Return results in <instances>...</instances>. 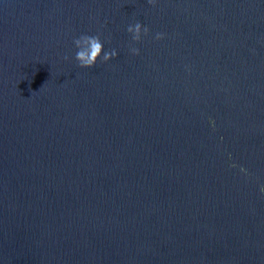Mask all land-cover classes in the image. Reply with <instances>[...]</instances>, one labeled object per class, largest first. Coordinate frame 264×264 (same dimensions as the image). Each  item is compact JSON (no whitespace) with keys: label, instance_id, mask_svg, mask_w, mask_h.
<instances>
[{"label":"water","instance_id":"1","mask_svg":"<svg viewBox=\"0 0 264 264\" xmlns=\"http://www.w3.org/2000/svg\"><path fill=\"white\" fill-rule=\"evenodd\" d=\"M261 186L264 0H0V264H264Z\"/></svg>","mask_w":264,"mask_h":264},{"label":"clouds","instance_id":"2","mask_svg":"<svg viewBox=\"0 0 264 264\" xmlns=\"http://www.w3.org/2000/svg\"><path fill=\"white\" fill-rule=\"evenodd\" d=\"M149 4H153V0H148ZM143 31V35L147 36L149 29L147 27H143L142 25L137 22L134 26H129L127 28V32L131 34L132 41L134 43H138L141 39V33ZM162 34H157L155 36L156 40L162 39ZM74 45L77 48V52L75 55V60L79 67L90 69L96 65V62L98 58L101 57L102 53V42L100 40L99 36H88V35H82L79 38L74 40ZM132 55H139V50L136 48L131 49ZM117 56V52L115 50H112L110 52H105L103 54L102 63L108 62L110 59H114ZM67 59V57H65ZM243 172L244 169H241ZM259 191L264 194V186H261Z\"/></svg>","mask_w":264,"mask_h":264}]
</instances>
